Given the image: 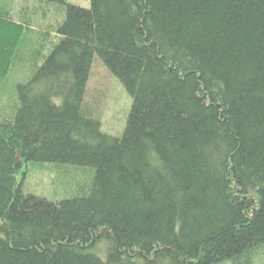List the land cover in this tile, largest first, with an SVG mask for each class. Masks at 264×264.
Listing matches in <instances>:
<instances>
[{
  "label": "trees",
  "instance_id": "trees-1",
  "mask_svg": "<svg viewBox=\"0 0 264 264\" xmlns=\"http://www.w3.org/2000/svg\"><path fill=\"white\" fill-rule=\"evenodd\" d=\"M40 1L66 16L35 46L0 4V264H253L264 0ZM97 58L133 100L119 136L87 102ZM27 163L94 173L50 200L24 191Z\"/></svg>",
  "mask_w": 264,
  "mask_h": 264
},
{
  "label": "rangeland",
  "instance_id": "rangeland-1",
  "mask_svg": "<svg viewBox=\"0 0 264 264\" xmlns=\"http://www.w3.org/2000/svg\"><path fill=\"white\" fill-rule=\"evenodd\" d=\"M66 1L86 8L91 7V0ZM1 3L11 7L12 17L16 21L23 15L32 18V29L27 35H30L29 43L33 46L37 44L36 38L40 33H51L53 25L62 22L66 16L65 5L40 0H0ZM14 78L16 77L13 76ZM87 94V102L96 110L102 130L112 135H121L126 127L133 100L122 82L98 58L92 68ZM6 100L5 94H0V106ZM23 170L26 173L19 171L17 178L22 180L24 191L50 200L74 196L78 192V184L85 182L94 173L92 168L54 163H27ZM253 264H264V247L259 250Z\"/></svg>",
  "mask_w": 264,
  "mask_h": 264
}]
</instances>
